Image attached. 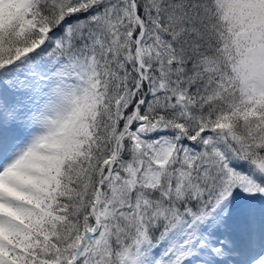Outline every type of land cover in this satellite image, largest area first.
Wrapping results in <instances>:
<instances>
[{
    "label": "snow or ice",
    "instance_id": "snow-or-ice-1",
    "mask_svg": "<svg viewBox=\"0 0 264 264\" xmlns=\"http://www.w3.org/2000/svg\"><path fill=\"white\" fill-rule=\"evenodd\" d=\"M0 264H264V0H0Z\"/></svg>",
    "mask_w": 264,
    "mask_h": 264
}]
</instances>
